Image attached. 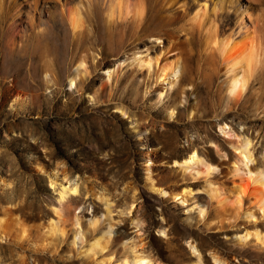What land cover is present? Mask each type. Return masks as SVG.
Segmentation results:
<instances>
[{
	"label": "rangeland",
	"instance_id": "obj_1",
	"mask_svg": "<svg viewBox=\"0 0 264 264\" xmlns=\"http://www.w3.org/2000/svg\"><path fill=\"white\" fill-rule=\"evenodd\" d=\"M205 1L141 0L144 15L134 20L118 11L110 18L111 0H0V264H118L123 244L152 264H213V256L264 264L253 239H237L260 230L264 219L232 217L211 197L216 189L233 198L232 144L248 141L249 165L264 169V82L254 72L240 98L228 96L224 66L205 51L211 26L166 14L184 3L192 16ZM206 4V13L222 8L218 35L242 43L234 34L240 23L251 30L247 12L260 19L256 38L264 42V0ZM69 11L82 19L75 33ZM173 41L179 49L161 64L185 58L186 50L187 68L161 84L153 66L148 72L134 58L153 63ZM80 62V84L71 87L67 77ZM191 152L200 162L187 169L181 161ZM51 180L59 182L52 187ZM70 184L77 195L57 217L59 187ZM196 204L206 208L205 222ZM74 208L76 227L68 220ZM16 219L28 230L25 240L15 233ZM50 220L56 230L43 238ZM108 226L109 237L88 255Z\"/></svg>",
	"mask_w": 264,
	"mask_h": 264
},
{
	"label": "bare ground",
	"instance_id": "obj_2",
	"mask_svg": "<svg viewBox=\"0 0 264 264\" xmlns=\"http://www.w3.org/2000/svg\"><path fill=\"white\" fill-rule=\"evenodd\" d=\"M58 1L61 2L63 6L67 5L66 3L67 0H58ZM136 1L131 3L130 0H125V5L121 6L120 0H111V2L108 4V7H107L109 10V17L114 18L116 11H118L120 18H122V16L127 17L128 15H131L134 20H141L142 16L144 15L143 4L141 5V3H139L141 0H136ZM206 1L203 2V4H196L195 8L192 11L193 13L192 16L190 13L188 14L187 12L188 10L185 8L184 3L178 4L177 7L171 6L167 8L166 14L168 15V18H171L175 21L181 20L184 18L186 19L189 17V22H191L192 24L198 25L199 27L204 24L211 26L212 35H209L211 36L209 38L211 39V42L206 43L205 51L210 58L214 56L213 54H215L218 62H220V64L224 66L225 75L227 76L226 81L224 83V88L226 89L225 91L227 92L228 96H230L231 98L233 97L237 99L238 97L240 98L242 96V92L245 89V87L248 85L249 79L252 77H255L253 75L254 72H256V74L259 75L260 77L259 81L264 82L263 80L264 79V42L260 44L258 43L257 38H256L257 37L256 34L258 33L257 30L260 27V19L259 18L252 19L251 18L252 16L249 14L247 15V12H246V16H248V19L251 24V30L250 28L246 27L245 24H244L245 26L243 24H242L243 26L241 25L240 23L241 18H240L239 19L240 25H238V27L236 26L237 32L234 35L242 36L243 40L241 41L242 43H239V42L235 43L232 37H228V36L224 37V36L218 35L217 24H218V19L220 18L219 16L221 14L222 8L215 4L212 9L210 8L211 9L210 12L206 13L207 11ZM69 13L70 14H68V19H69L70 28L72 32L75 33L79 30L82 24V19L79 13L77 12L75 13L74 11L73 12L69 11ZM28 20L30 21L31 19H29L28 17ZM156 40H160V39L157 38ZM182 44L185 45L184 43ZM178 45L179 43L173 41L171 42V44L168 43L166 48L162 46V49L159 51V54L156 56L153 63L150 59L141 60L138 58L137 59L134 58V62H136V65L139 68H146L148 72L150 70V67L153 66V74L156 77L157 82L161 84H172L174 81L183 77L184 70H186L187 63H188V57H187L188 54H186L187 51L185 50L182 53L184 56H186L185 58H179L178 60L174 62L170 61L168 63L166 62L167 60L166 59L163 62V64H161L160 59L162 60L166 58V56L170 54L171 52L178 50L179 49V48L177 49ZM82 67H83V63L80 62L76 66V72L68 75L67 78L69 79V84L71 87L72 86L78 87V85L80 84V80L78 82L79 69ZM177 118H179V115H177ZM225 128L226 127H224V129ZM224 129L221 128L220 130L223 133V135L230 136L229 134L230 130L226 131V129L225 130ZM248 145H249L248 141L241 145H239L238 143L232 144V148H234V150L238 152L237 153L238 156L236 160L231 164V169H230L232 177L234 178V180L231 178L233 180L231 181L232 182V185H231L232 194L231 195L233 197L232 200L229 201L228 199L227 201V198H224V197L220 198V192H218V190L216 189L212 191L213 193L211 197L215 198L218 205L221 206L225 211L227 209V212H229L232 217H235L234 215L238 214L237 216L241 215L245 218V220L248 219L249 221V219L250 220L254 219L257 214V221H260L261 219H264V169L261 170V169H258L256 167H252L251 165H249L253 161L251 158V153L247 149ZM181 162L183 166L189 169L192 167L194 163H199L200 161L198 159V154L196 152H191ZM185 167H183V169ZM149 169L150 168L148 166V170ZM147 173L148 175H150L149 171H147L146 174ZM148 175L146 177V181L150 188H154L155 184L150 179L152 175L151 177H149ZM235 180H237V182ZM55 182L54 180H51L50 185H52L53 187V185L55 186L57 182L59 181H57L56 183ZM63 182H64V179H63ZM74 182L76 181L74 180L72 183ZM70 186L72 185L70 184ZM73 186L71 188L59 187V191L57 193L58 194L57 206L53 208V212L57 217H60V214L63 210H69L71 208L69 198H71V196L76 194L77 192V188ZM56 190L57 189L55 188V191ZM159 192L163 195H167V192L162 190V188L159 189ZM185 192L187 193L188 190ZM168 194L169 196H172L173 198L180 195L178 193H175V194L168 193ZM98 198H101L103 200L102 202H104L105 198L103 199L100 196ZM184 200L186 199L184 198ZM184 200L182 202H184ZM132 208H133V205L132 204L129 205V208L127 209L128 213H130L131 210L133 211V209H136V208H133V209ZM74 210L75 208L73 209L72 212H70L71 214L69 215L68 220H71L73 222V226L76 227V226H79L80 223L78 222V218L76 214L74 213ZM195 210L197 214L200 216V218L202 217V219L205 222L206 220L205 212L207 213L206 208L204 206L196 204ZM108 218L110 217L108 216ZM2 220L3 219H0L1 222ZM51 220L48 224V227L47 228L45 227V230L43 229L44 230L43 238L46 237L47 235L52 234L56 230V225ZM95 224H96V221L91 222V225L94 226ZM255 225L257 226V224ZM258 229H254L252 233L246 230L244 236L243 237L239 236L237 239L239 240V242H242L243 244V242L251 238L253 239L255 246L259 247L261 250L264 251V222L260 230ZM27 232H28L27 228L23 227L20 221L16 219L15 220V233L17 234V237L20 240H23V239L25 240ZM110 232H111V226H108L106 231L100 232L101 233V236H99L100 238L92 242L91 248L88 251V255L92 254L94 250L99 248L100 243L104 239L109 237ZM163 232L161 233L163 234ZM77 235H79L78 232L75 235L74 239L77 238ZM73 242L75 243V240H73ZM123 247H124V252L122 254V257L119 259L118 264H152L151 260L149 259L150 257L146 255L145 252L143 253L141 250L140 251L143 254L137 252L138 250L137 247L133 248L132 245H127V244H123ZM192 251H194V253L196 252L195 249H193ZM196 262L197 263L195 264H200L201 261L198 260ZM224 262L225 261L220 260L216 256L212 257L213 264H224Z\"/></svg>",
	"mask_w": 264,
	"mask_h": 264
}]
</instances>
